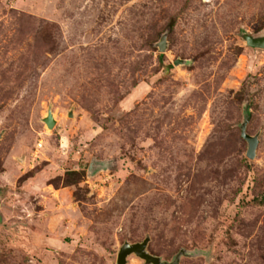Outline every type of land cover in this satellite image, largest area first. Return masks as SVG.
<instances>
[{
    "label": "rangeland",
    "instance_id": "obj_1",
    "mask_svg": "<svg viewBox=\"0 0 264 264\" xmlns=\"http://www.w3.org/2000/svg\"><path fill=\"white\" fill-rule=\"evenodd\" d=\"M244 34L264 0H0V264H117L147 238L166 262L264 264V50Z\"/></svg>",
    "mask_w": 264,
    "mask_h": 264
},
{
    "label": "water",
    "instance_id": "obj_2",
    "mask_svg": "<svg viewBox=\"0 0 264 264\" xmlns=\"http://www.w3.org/2000/svg\"><path fill=\"white\" fill-rule=\"evenodd\" d=\"M243 40L246 42V45L253 49H262L264 50V35L255 37L249 34L243 35ZM159 52L164 54L168 50L167 37L164 35L160 42L157 44ZM186 64L185 61L178 60L175 62V65L178 67L180 65ZM70 117H73V113L69 114ZM43 123L47 126L49 130H53L57 124L54 114L51 110H49L47 116L42 120ZM249 123V117L245 118L244 123L241 125V136L244 141H246L248 145L247 157L250 160L256 159V153L259 146V138L257 136L253 137L247 133V127ZM93 163L90 167V172L93 170ZM150 243V239H145L142 243H125L119 251L117 264H127L128 258L131 256H136L137 258L144 261L145 264H180L182 257L190 256L187 251H181L172 262L163 261L162 258L154 256L148 252V246Z\"/></svg>",
    "mask_w": 264,
    "mask_h": 264
}]
</instances>
